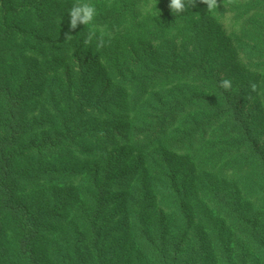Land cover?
<instances>
[{
  "label": "trees",
  "instance_id": "16d2710c",
  "mask_svg": "<svg viewBox=\"0 0 264 264\" xmlns=\"http://www.w3.org/2000/svg\"><path fill=\"white\" fill-rule=\"evenodd\" d=\"M63 1L0 0V264H264V0Z\"/></svg>",
  "mask_w": 264,
  "mask_h": 264
},
{
  "label": "rangeland",
  "instance_id": "374dc122",
  "mask_svg": "<svg viewBox=\"0 0 264 264\" xmlns=\"http://www.w3.org/2000/svg\"><path fill=\"white\" fill-rule=\"evenodd\" d=\"M56 0H46V5H48V7L54 5ZM74 1H70V0H65L62 3V7H57L56 8V14H63L66 15L67 13L69 14L70 9L72 8V6L77 3ZM219 3V2H218ZM153 4H155V2L153 1ZM149 5L148 9L151 10L152 9V5ZM195 12H193V10H188V12L190 13V15L192 16L191 19V23L192 25H196L198 27H202V29L205 28V33L201 32L202 34L206 35L208 32V27H210L211 23L214 22L213 20V13L209 12L207 8H195L194 10ZM213 21V22H212ZM237 29V26L232 25L231 23L229 24L227 21H219L216 25L213 24L211 26V33L212 34H208V35H214L212 36V40H214L213 42V47L214 48H218L220 47L221 49H224L228 46V37L230 35H233V31ZM86 47H82L80 46L79 49H77V51L70 53V56L66 57V59H69L68 61L72 62V63H76L77 61H79L81 63V65L84 63V67L90 66L91 63L94 64V50L95 48L93 46H89V48L86 51H83V49ZM235 48V46H234ZM233 48V49H234ZM96 51V50H95ZM53 58V56H51ZM94 69L92 72H90V69L86 70L88 71L87 73L90 72V75L95 76V77H100L102 75L101 71H99L95 65H93ZM91 68V67H90ZM43 83V81L41 82ZM46 84L48 85V87L51 86H55V82L53 81H46ZM99 85H105L103 84V82H100ZM40 84H36L35 89L36 92L35 94L38 96V88H39ZM37 102V101H36ZM31 196V195H30Z\"/></svg>",
  "mask_w": 264,
  "mask_h": 264
},
{
  "label": "clouds",
  "instance_id": "9594fccd",
  "mask_svg": "<svg viewBox=\"0 0 264 264\" xmlns=\"http://www.w3.org/2000/svg\"><path fill=\"white\" fill-rule=\"evenodd\" d=\"M197 0H170L169 7L173 13H183L189 7H194L196 5ZM234 0H228V3H233ZM200 3L207 5V9L209 12H212L214 9L219 7L218 0H200ZM225 5V0H224ZM97 15V10L94 5L87 2H80L77 0L72 8L69 11L70 16V25H69V33H65V41H70L73 36L70 34L72 31L76 30L79 25L89 26L93 25V27L89 28L88 34L85 37L83 43L84 45H90L93 40L96 41L97 48H103L106 46L105 35L103 30L100 29L98 34L97 27L94 26V20ZM110 43V38L109 41ZM220 86L225 90H231L232 84L230 79H222L220 81ZM252 91H256V84L253 83L251 85Z\"/></svg>",
  "mask_w": 264,
  "mask_h": 264
}]
</instances>
